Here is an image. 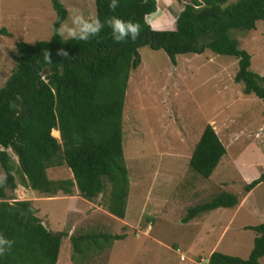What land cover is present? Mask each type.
Listing matches in <instances>:
<instances>
[{"label": "rangeland", "instance_id": "rangeland-1", "mask_svg": "<svg viewBox=\"0 0 264 264\" xmlns=\"http://www.w3.org/2000/svg\"><path fill=\"white\" fill-rule=\"evenodd\" d=\"M159 1L152 20L164 28L167 23L174 26L186 0ZM61 2L68 12L64 22L71 23L72 9L96 18L94 0ZM54 18L51 0H0V87L14 69L16 43L49 39ZM229 34L250 54L251 70L264 76V20L253 30L231 29ZM139 53L141 62L130 71L122 116L129 180L124 218L107 210L109 182L104 192L87 200L76 186L68 194L31 190L15 174L17 187L7 189L8 196L30 200L49 230L67 233L56 264H207L214 250L246 258L255 232L245 226L264 222V181L250 193L244 190L264 170V102L244 93L243 82L234 80L233 56L207 49L179 54L174 65L162 49L142 46ZM207 123L227 153L204 178L189 168L188 160ZM54 134L59 139V131ZM47 175L52 180L72 178L66 165L48 168ZM3 177L0 167V183ZM223 190L237 194L239 205L182 221L190 207ZM89 231L123 237L101 252L75 259L70 236Z\"/></svg>", "mask_w": 264, "mask_h": 264}, {"label": "trees", "instance_id": "trees-1", "mask_svg": "<svg viewBox=\"0 0 264 264\" xmlns=\"http://www.w3.org/2000/svg\"><path fill=\"white\" fill-rule=\"evenodd\" d=\"M94 1L96 18L101 21L116 15L139 22V38L118 44L105 26L87 42L65 39L54 28L65 21L67 9L61 0H51L55 18L50 38L17 42L12 55L14 69L0 87V167L4 173L0 183V235L13 241L11 249L0 255V264H56L67 235L49 230L30 200L8 196L7 189L17 187L15 174L20 176L21 185L31 190L68 194L76 186L87 200L104 192L109 182L107 210L124 218L129 180L122 147V116L130 71L141 62L140 47L164 50L174 65L179 54H201L207 49L233 56L237 59L234 80L243 82L244 93H253L264 102V76L251 70L250 54L229 34L231 29H255L256 22L264 20V0H186L174 26L164 29L152 28L161 27L159 20H152L158 14L159 0H119L115 12L108 8L110 0ZM61 49L67 52L66 57L58 54ZM45 50L50 52L52 63L45 61ZM225 154V146L207 123L188 166L207 178ZM61 165L69 168L72 178H48L47 169ZM262 181L264 170L246 183L244 190L249 192ZM239 202L237 194L223 190L209 201L190 207L182 221ZM245 228L255 232L246 258L214 250L207 264H259L264 256V222ZM122 237L101 231L71 235L73 256L87 258Z\"/></svg>", "mask_w": 264, "mask_h": 264}, {"label": "clouds", "instance_id": "clouds-1", "mask_svg": "<svg viewBox=\"0 0 264 264\" xmlns=\"http://www.w3.org/2000/svg\"><path fill=\"white\" fill-rule=\"evenodd\" d=\"M119 0H110L108 8L115 12L119 8ZM71 23H59L58 28H54L57 35L65 39H73L79 41H89L93 37H97L101 31L107 26L111 29L112 38L116 43L126 42L128 40L135 41L141 34V25L137 21L131 19L124 20L116 15L107 17L104 21L99 18L86 17L79 9H72L69 14ZM67 56V52L63 49L58 53ZM46 62L52 63L51 54L48 50L43 52ZM13 241L6 239L0 235V255H4L6 251L11 249Z\"/></svg>", "mask_w": 264, "mask_h": 264}, {"label": "crops", "instance_id": "crops-1", "mask_svg": "<svg viewBox=\"0 0 264 264\" xmlns=\"http://www.w3.org/2000/svg\"><path fill=\"white\" fill-rule=\"evenodd\" d=\"M179 11H180V10H179ZM179 11H178V12H179ZM147 18H148V17H147ZM169 22H170V21H169ZM166 25H167V26H166L165 28L170 27L172 24L167 23ZM150 26H151V25H150ZM151 27H152V26H151ZM152 28H154V29H164V27H161V28H160V27H159V28H158V27H152ZM226 153H227V151H226ZM257 177H258V176H257ZM250 192H251V190H250L248 193H250ZM238 205H239V204H238Z\"/></svg>", "mask_w": 264, "mask_h": 264}, {"label": "built area", "instance_id": "built-area-1", "mask_svg": "<svg viewBox=\"0 0 264 264\" xmlns=\"http://www.w3.org/2000/svg\"><path fill=\"white\" fill-rule=\"evenodd\" d=\"M182 258H184V257L182 256Z\"/></svg>", "mask_w": 264, "mask_h": 264}, {"label": "bare ground", "instance_id": "bare-ground-1", "mask_svg": "<svg viewBox=\"0 0 264 264\" xmlns=\"http://www.w3.org/2000/svg\"><path fill=\"white\" fill-rule=\"evenodd\" d=\"M58 132V131H57Z\"/></svg>", "mask_w": 264, "mask_h": 264}]
</instances>
